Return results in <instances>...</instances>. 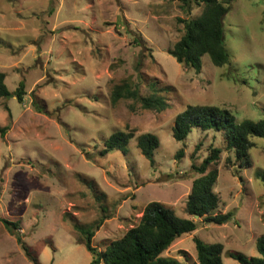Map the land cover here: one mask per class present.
Wrapping results in <instances>:
<instances>
[{"label":"rangeland","instance_id":"374dc122","mask_svg":"<svg viewBox=\"0 0 264 264\" xmlns=\"http://www.w3.org/2000/svg\"><path fill=\"white\" fill-rule=\"evenodd\" d=\"M180 0H0V71L8 96L0 97V264H35L2 219L18 232L39 264H90L73 224L105 216L91 244L102 250L136 224L149 201L187 216L185 200L219 132L193 127L183 141L172 137L175 115L187 104L229 109L236 121L256 120L264 110V0H231L223 16L231 60L215 66L201 57V70L178 63L167 49L182 33ZM138 38L141 44L134 42ZM154 84L168 106L141 109L130 99L112 102L114 84ZM21 82L19 101L14 94ZM133 129L126 152L99 154L117 129ZM144 132L158 137L150 165L136 146ZM251 166L238 167L222 151L215 192L220 224L197 218L195 230L176 239L164 256L197 264L193 236L220 242L223 264H239L228 252L256 256L264 234V139L254 138ZM182 155L176 157L177 150ZM230 157V161L226 158ZM237 169V173L234 170Z\"/></svg>","mask_w":264,"mask_h":264},{"label":"trees","instance_id":"16d2710c","mask_svg":"<svg viewBox=\"0 0 264 264\" xmlns=\"http://www.w3.org/2000/svg\"><path fill=\"white\" fill-rule=\"evenodd\" d=\"M179 7L190 14L194 8H200L196 16L177 18L182 24V33L167 49L174 59L195 72L201 70V57L208 55L215 66H224L230 63L231 57L225 48L223 16L230 8L231 0H180ZM134 42L141 44L138 38ZM5 73L0 71V97H4L9 90L4 81ZM150 92L140 93L139 84L130 85L128 81L114 84L110 91V99L116 102L119 99H130L141 109L162 111L168 103L154 84H150ZM19 101L22 100L24 90L21 82L14 92ZM193 127L202 131L212 130L219 132L224 143L223 147L211 146L199 165L191 164V168L200 175L193 179L190 191L185 200L187 216H178L175 212L159 201H149L141 210L136 224L127 228L118 238L107 244L104 249L97 250L91 244L92 236L100 227L105 216L87 224H73L79 243H83L91 254L90 264H183L177 258L164 256L163 252L179 237L197 227V218L202 221L220 224L227 218L228 213H216L221 200L215 192L218 170L215 164L222 151H228L234 158V165L238 167L251 166L249 150L255 146L254 138L264 139V110L256 120L242 119L236 121L232 112L218 105L187 104L175 117L171 128L172 137L183 141ZM8 126H0V135L3 136ZM134 137L133 129H117L112 131L102 141L99 150L101 156L118 150L126 152L129 140ZM156 135L144 132L136 137V146L150 165H153V150L158 146ZM182 149L177 150L176 157L182 155ZM230 161V157L226 158ZM237 173V169L234 170ZM264 185V172L256 171ZM7 231L15 236L18 243L24 248L27 257L35 264H39L35 257H31L18 232V221L2 219ZM195 259L197 264H223V244L220 242H204L193 236ZM258 252L256 256H246L243 253L228 252V255L239 264H264V234L255 240Z\"/></svg>","mask_w":264,"mask_h":264},{"label":"water","instance_id":"95a60500","mask_svg":"<svg viewBox=\"0 0 264 264\" xmlns=\"http://www.w3.org/2000/svg\"><path fill=\"white\" fill-rule=\"evenodd\" d=\"M8 95H10V94L8 93L6 96H8Z\"/></svg>","mask_w":264,"mask_h":264}]
</instances>
